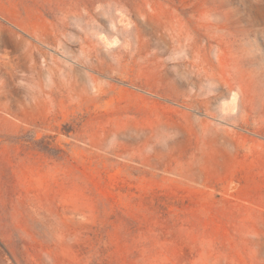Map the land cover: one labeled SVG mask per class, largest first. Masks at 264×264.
<instances>
[{
  "label": "rangeland",
  "instance_id": "obj_1",
  "mask_svg": "<svg viewBox=\"0 0 264 264\" xmlns=\"http://www.w3.org/2000/svg\"><path fill=\"white\" fill-rule=\"evenodd\" d=\"M0 264H264V0H0Z\"/></svg>",
  "mask_w": 264,
  "mask_h": 264
}]
</instances>
